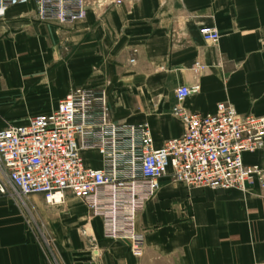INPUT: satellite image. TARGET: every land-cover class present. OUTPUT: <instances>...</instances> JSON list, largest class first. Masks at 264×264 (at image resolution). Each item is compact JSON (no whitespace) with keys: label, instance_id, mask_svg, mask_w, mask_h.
<instances>
[{"label":"crops","instance_id":"0c3cea01","mask_svg":"<svg viewBox=\"0 0 264 264\" xmlns=\"http://www.w3.org/2000/svg\"><path fill=\"white\" fill-rule=\"evenodd\" d=\"M213 27L216 43L199 29ZM205 67L196 78L191 67ZM197 84L180 107L264 116V0H88L83 20L39 21L34 5L0 19V111L8 125L56 109L75 88L102 90L110 119L149 125L153 147L180 137L174 90ZM28 117V118H27ZM0 122V129L8 126ZM87 167L101 168L94 151ZM246 165L264 169L260 149ZM0 264H264V192L214 191L158 181L136 218L143 247L104 236L103 222L70 195L47 204L21 197L0 169Z\"/></svg>","mask_w":264,"mask_h":264},{"label":"built area","instance_id":"2783aa9c","mask_svg":"<svg viewBox=\"0 0 264 264\" xmlns=\"http://www.w3.org/2000/svg\"><path fill=\"white\" fill-rule=\"evenodd\" d=\"M29 2L39 21L68 24L84 19L88 0H0V19ZM102 2L116 6L124 0ZM199 34L205 42L219 39L213 27L203 26ZM204 70L199 62L191 67L194 78ZM198 89L193 84L174 90L172 113L182 135L154 148L147 123L114 122L102 90L75 88L55 110L0 129V169L21 197L41 195L47 204H60L68 194L102 220L106 238L127 239L140 249L144 240L136 218L162 177L222 192L256 184L264 192V169L243 162L244 154L263 145L264 116L239 115L225 103L211 113L184 111L180 104ZM85 151L96 152L101 168L85 165Z\"/></svg>","mask_w":264,"mask_h":264},{"label":"rangeland","instance_id":"374dc122","mask_svg":"<svg viewBox=\"0 0 264 264\" xmlns=\"http://www.w3.org/2000/svg\"><path fill=\"white\" fill-rule=\"evenodd\" d=\"M16 113H18V112H4V111H0V122H3V126L10 124V121H7L6 118H8V116H14Z\"/></svg>","mask_w":264,"mask_h":264}]
</instances>
